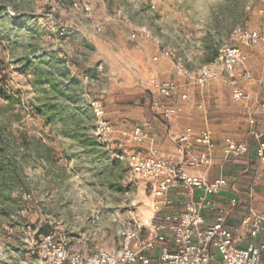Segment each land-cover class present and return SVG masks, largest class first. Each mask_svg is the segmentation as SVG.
Wrapping results in <instances>:
<instances>
[{
	"label": "rangeland",
	"instance_id": "1",
	"mask_svg": "<svg viewBox=\"0 0 264 264\" xmlns=\"http://www.w3.org/2000/svg\"><path fill=\"white\" fill-rule=\"evenodd\" d=\"M254 31L264 35V0H0V264H50L48 236L72 252L121 248L154 187L131 179L134 150L107 102L151 49L197 75L202 46L205 60L240 47L243 62L218 74H246L244 49L264 48L243 45Z\"/></svg>",
	"mask_w": 264,
	"mask_h": 264
},
{
	"label": "built area",
	"instance_id": "2",
	"mask_svg": "<svg viewBox=\"0 0 264 264\" xmlns=\"http://www.w3.org/2000/svg\"><path fill=\"white\" fill-rule=\"evenodd\" d=\"M245 41L249 44L243 45L252 47L264 42V35L254 31L246 35ZM223 54L203 67L197 75L188 74V79L203 88L218 78L221 65L233 72L244 60L240 47ZM245 76L248 77V73ZM156 86L164 99L172 98L178 91L174 82ZM246 98L243 89H234L235 101ZM92 105L101 126L112 131L110 122L104 120V106L99 103ZM151 110L165 121H170L177 114L176 108L159 101L153 102ZM133 137L142 142L146 133L143 128L137 127ZM176 143L181 154L178 158L161 159L156 154H144L141 150L129 153L130 177L154 187L153 205L150 215L134 218L126 228L121 248L72 252L66 243H55L53 237L48 236L46 240L52 250L50 264H149L152 257L155 264H209L215 253L222 256L223 264H264V242L258 240L264 224V212L252 211L240 227L230 228L228 218L238 207V202H219L218 196L228 186L227 179L222 176L210 181L207 176L214 165L216 150L211 132L204 128L195 133L189 127L176 139ZM196 148H200L199 152ZM248 150L246 142H232L222 147L227 159L238 158ZM257 151L259 162L263 165L264 143L259 142ZM190 170H202L205 175L193 176ZM172 194L182 199L176 201L171 198ZM210 216L212 222L208 219ZM241 233L248 234L253 242L240 249L237 241Z\"/></svg>",
	"mask_w": 264,
	"mask_h": 264
},
{
	"label": "crops",
	"instance_id": "3",
	"mask_svg": "<svg viewBox=\"0 0 264 264\" xmlns=\"http://www.w3.org/2000/svg\"><path fill=\"white\" fill-rule=\"evenodd\" d=\"M165 50H149L151 62L148 69L125 75L128 78L127 88L130 89L119 91L116 94L119 98L115 95L107 102L106 117L117 122L116 133L126 142L127 148L156 154L161 159L180 157L176 139L187 128H192L195 133L207 128L216 145L214 165L207 176L210 181L222 176L227 179L228 186L217 199L225 204L232 200L238 202V207L228 218V226L238 228L252 211L264 212V164H260L257 151L259 142L264 143V105L261 100L264 96V48L244 49L248 77L243 71H239L233 79L219 74L215 81L203 88L188 79V62L181 58H166ZM206 50L205 46L200 48L199 68L212 64L218 56L216 52L205 60ZM183 51L184 48H179L177 52L181 56ZM169 82H174L178 91L172 98L164 99L156 85ZM237 82L244 87L247 95L244 100L233 99ZM139 98L146 105L141 104ZM154 101L176 108L177 114L170 121L161 119L151 110ZM137 127L143 128L146 133L142 142L133 137ZM232 142H246L249 152L227 159L222 147ZM196 149L199 152L200 148ZM190 173L197 177L205 175L202 170H190ZM171 198L176 201L182 199L176 194H172ZM208 219L213 221L212 216ZM259 235L258 240L264 242V224ZM252 242L248 234L241 233L237 247L246 248ZM149 264H155L154 257L150 258ZM209 264H223L222 256L215 253Z\"/></svg>",
	"mask_w": 264,
	"mask_h": 264
},
{
	"label": "trees",
	"instance_id": "4",
	"mask_svg": "<svg viewBox=\"0 0 264 264\" xmlns=\"http://www.w3.org/2000/svg\"><path fill=\"white\" fill-rule=\"evenodd\" d=\"M139 99H140L141 104L146 105V103H145V101L143 99H141V98H139Z\"/></svg>",
	"mask_w": 264,
	"mask_h": 264
}]
</instances>
